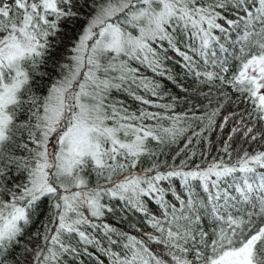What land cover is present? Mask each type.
I'll return each instance as SVG.
<instances>
[{
  "label": "snow or ice",
  "instance_id": "6c2138e0",
  "mask_svg": "<svg viewBox=\"0 0 264 264\" xmlns=\"http://www.w3.org/2000/svg\"><path fill=\"white\" fill-rule=\"evenodd\" d=\"M0 264H264V0H0Z\"/></svg>",
  "mask_w": 264,
  "mask_h": 264
}]
</instances>
